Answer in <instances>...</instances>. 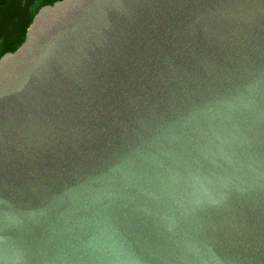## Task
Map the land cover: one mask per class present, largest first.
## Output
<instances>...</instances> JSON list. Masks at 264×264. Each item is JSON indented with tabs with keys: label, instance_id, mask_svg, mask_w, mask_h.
Wrapping results in <instances>:
<instances>
[{
	"label": "water",
	"instance_id": "1",
	"mask_svg": "<svg viewBox=\"0 0 264 264\" xmlns=\"http://www.w3.org/2000/svg\"><path fill=\"white\" fill-rule=\"evenodd\" d=\"M0 264H264V0H58L0 58Z\"/></svg>",
	"mask_w": 264,
	"mask_h": 264
},
{
	"label": "trees",
	"instance_id": "2",
	"mask_svg": "<svg viewBox=\"0 0 264 264\" xmlns=\"http://www.w3.org/2000/svg\"><path fill=\"white\" fill-rule=\"evenodd\" d=\"M58 0H0V58L15 51L25 40L28 27L38 10ZM12 5L6 7V5Z\"/></svg>",
	"mask_w": 264,
	"mask_h": 264
},
{
	"label": "flooded vegetation",
	"instance_id": "3",
	"mask_svg": "<svg viewBox=\"0 0 264 264\" xmlns=\"http://www.w3.org/2000/svg\"><path fill=\"white\" fill-rule=\"evenodd\" d=\"M12 5L10 4V2H9V5H6V7H11ZM3 9V7L0 5V10H2Z\"/></svg>",
	"mask_w": 264,
	"mask_h": 264
}]
</instances>
